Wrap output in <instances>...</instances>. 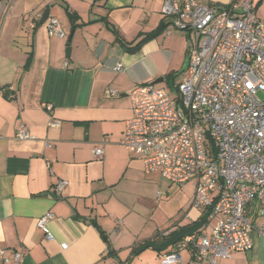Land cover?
<instances>
[{
  "label": "crops",
  "instance_id": "crops-1",
  "mask_svg": "<svg viewBox=\"0 0 264 264\" xmlns=\"http://www.w3.org/2000/svg\"><path fill=\"white\" fill-rule=\"evenodd\" d=\"M204 1L219 8L234 2ZM164 2L0 0V264H164L178 242L163 251L140 248L203 220L205 211L193 205L195 180L166 184L122 144L132 90L186 75L189 66L193 33L168 34ZM254 5L264 19V0ZM67 8L78 15L75 25ZM51 17L62 21L65 37L49 34ZM153 31L134 52L117 39L135 45ZM53 119L60 126L49 125ZM22 125L31 138L17 137ZM61 180L68 184L59 190ZM47 212L53 240L38 226ZM212 221H204L207 232ZM252 238L251 249L219 264H264V239ZM181 255L182 264H206L191 248Z\"/></svg>",
  "mask_w": 264,
  "mask_h": 264
},
{
  "label": "built area",
  "instance_id": "built-area-1",
  "mask_svg": "<svg viewBox=\"0 0 264 264\" xmlns=\"http://www.w3.org/2000/svg\"><path fill=\"white\" fill-rule=\"evenodd\" d=\"M163 13L171 24L168 34L178 29L196 35L186 76L174 94L153 83L132 90L133 115L122 144L142 157L147 173L174 184L195 180L194 207L208 213L207 223L216 220L209 232L205 223L181 239L162 262L182 264L181 250L191 248L200 261L219 264L251 249L253 233L264 239V19L254 0H234L227 8L165 0ZM47 29L51 36H66L57 17ZM115 70L123 71V64ZM17 137L32 135L22 125ZM93 152L103 157V143ZM67 184L61 180L57 187ZM53 217L47 212L38 221L48 240L54 239L48 226ZM24 254L16 252L13 260L20 262Z\"/></svg>",
  "mask_w": 264,
  "mask_h": 264
},
{
  "label": "water",
  "instance_id": "water-1",
  "mask_svg": "<svg viewBox=\"0 0 264 264\" xmlns=\"http://www.w3.org/2000/svg\"><path fill=\"white\" fill-rule=\"evenodd\" d=\"M47 17V12L44 14L42 21ZM165 81V77L164 76H160L158 78H156L152 83L153 84H158L161 82ZM204 225V221L200 220L197 223H195L194 225L190 226V227H186V228H182L180 230H178L177 232H175L169 239H167L166 241L162 242L161 244H156L155 242H147L145 243L140 250L145 249L147 247H153L156 250H166L169 247L175 245L177 242H179L181 239L187 237V236H191L195 233H197L202 226Z\"/></svg>",
  "mask_w": 264,
  "mask_h": 264
},
{
  "label": "rangeland",
  "instance_id": "rangeland-1",
  "mask_svg": "<svg viewBox=\"0 0 264 264\" xmlns=\"http://www.w3.org/2000/svg\"><path fill=\"white\" fill-rule=\"evenodd\" d=\"M61 21V20H60ZM62 22V21H61ZM192 38H193V40H195L196 39V35L193 33V36H192ZM190 63V57H189V60H188V64ZM185 74H183V73H178L177 75H175L174 76V78L173 77H171V78H168V79H166L164 82H161V83H158L157 85H159V86H163V87H166L172 94H174V93H176L177 92V85L179 84V83H181L184 79H185ZM132 111H133V109H132ZM164 182L166 183V184H170V183H172V182H170L169 180H167V179H164ZM172 184H174V183H172ZM175 185L177 186H180V184H176L175 183ZM183 185H190V186H195V181H191V182H188V183H184ZM183 185H181V186H183ZM158 194H159V192H158ZM216 222V220H213L212 222H211V225L212 224H214Z\"/></svg>",
  "mask_w": 264,
  "mask_h": 264
},
{
  "label": "trees",
  "instance_id": "trees-1",
  "mask_svg": "<svg viewBox=\"0 0 264 264\" xmlns=\"http://www.w3.org/2000/svg\"><path fill=\"white\" fill-rule=\"evenodd\" d=\"M67 12L71 18V20L74 22V25L76 24V20L78 19V15L77 13L73 12L72 10H70V8H67ZM157 33V31H153L151 33H148L146 35L143 36V38L141 39V41L135 45H131L130 43L128 42H125L123 40V38L121 37H118V41L123 45V47H125L127 50L129 51H138L140 49V46L142 45L143 42L151 39L153 36H155ZM207 216H208V213L205 212V215L203 216V220L206 221L207 220Z\"/></svg>",
  "mask_w": 264,
  "mask_h": 264
}]
</instances>
